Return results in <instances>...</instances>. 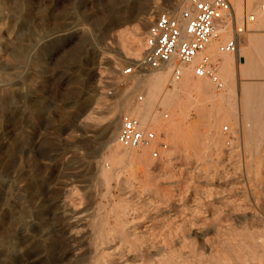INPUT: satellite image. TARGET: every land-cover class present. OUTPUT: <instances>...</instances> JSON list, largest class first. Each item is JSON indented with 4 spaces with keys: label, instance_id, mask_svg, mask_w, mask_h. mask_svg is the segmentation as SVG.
<instances>
[{
    "label": "rangeland",
    "instance_id": "rangeland-1",
    "mask_svg": "<svg viewBox=\"0 0 264 264\" xmlns=\"http://www.w3.org/2000/svg\"><path fill=\"white\" fill-rule=\"evenodd\" d=\"M154 2L162 6L154 19L168 10L167 0H25L19 4L16 42L20 60L15 92L9 100L10 113L0 119V239L7 251L4 262L18 264L14 246L20 213L25 211L28 225L40 223L32 199L37 192L46 195L49 187L50 192L66 198L85 214L87 221L79 229L92 232L104 215L105 228L113 232L115 219L111 211L136 189L141 197L130 204L140 207L135 211L137 217L148 213V218L143 217L138 225H147L150 237L176 248L182 233L188 236L193 228L223 222L229 213L264 212V0H255L248 10L256 14L250 29L260 33L258 47L248 50L241 45L243 61L235 64L232 74L220 75L223 89H217L209 79L211 86L206 95L182 93V103L173 112L158 102L174 83L171 69L164 87L150 100L152 113L156 105L169 113V118H158V123L165 127L177 122L186 127L198 125L199 134L205 133L209 124L198 108H212L218 93L225 95L224 108L231 106L235 115L228 119L225 111L217 114L218 124L212 129L222 141L218 145L204 141L201 156L176 146L170 135H166L170 147L159 159L152 158L148 149H141L148 153L151 170L176 194L177 216L170 217L166 207L155 214L157 210L147 211L142 206L148 197L141 187L145 162L115 163L109 158V149L116 146L120 117L127 108L117 110L112 138L104 135L107 111L123 97L127 87L147 73L122 76L121 71L136 60L124 54L128 45L114 41L115 16L124 3L137 6ZM175 2V11H179L182 0ZM231 2L242 19L245 10L238 12L237 5ZM151 23L141 33V58L144 34ZM79 27L87 28L88 39L73 60L64 61L62 47H71ZM193 67L194 64L186 66L183 71L188 68L198 78ZM2 72L0 67L1 84ZM159 72L162 70L151 71L148 76ZM245 92L251 93L250 118L244 108ZM140 94L144 102L148 100L147 90L140 88L131 95V102ZM186 100L190 103L185 104ZM251 128L253 132L249 133ZM119 149L124 151L121 146ZM160 161H165L175 174L171 180L170 173L155 169ZM102 169L111 171L113 178L105 181L98 172ZM132 215L135 216L128 215L129 220Z\"/></svg>",
    "mask_w": 264,
    "mask_h": 264
},
{
    "label": "bare ground",
    "instance_id": "bare-ground-1",
    "mask_svg": "<svg viewBox=\"0 0 264 264\" xmlns=\"http://www.w3.org/2000/svg\"><path fill=\"white\" fill-rule=\"evenodd\" d=\"M25 0H0V67L3 69V83H0V119L1 116L10 113L9 100L15 92L14 83L17 75V67L20 60V49L17 45L18 38V7ZM238 7V12L246 15L249 5L255 0H233ZM137 3H140L139 1ZM168 10H176L178 7L175 0H167ZM160 3L127 4L119 8L115 16L114 28L116 33L113 38L117 44L128 45L124 50L126 57H132L137 62L141 58V33L153 20V17L161 10ZM264 21V14L262 16ZM78 33L71 47L64 46V61L73 60L86 43L87 28L75 29ZM249 37L256 35L255 31L247 33ZM218 40H214L207 48L214 60L219 64V73L232 74L235 64L243 61V54L232 55L218 51ZM68 53H66L67 51ZM218 56H220L218 58ZM124 61V60H123ZM221 68V69H220ZM168 69V70H167ZM172 68L164 67L158 74L148 76L151 72L146 71L145 76L139 77L127 87L121 99L113 104L107 111L108 121L104 130L107 138H112L117 126V110L127 108L131 112L148 122L152 118L151 101L167 82V76ZM181 80L174 81L169 90L161 95L159 103L175 112L182 103V93L195 91L199 96H204L211 86L208 78H194L192 71L185 68ZM140 88L146 89L148 100L140 104L131 102V95ZM229 94V93H228ZM251 93L245 92L243 99L247 117L251 111ZM218 99L212 103V108L199 106L198 111L209 124V129L199 134L197 126L186 127L179 122L165 127L158 123L155 125L158 131L170 135L176 146L189 148L195 155L201 156V145L208 140L210 144H220L222 138L215 134L213 126L218 123V115L225 111V117L232 118L234 115L231 106L222 104L223 93L216 95ZM189 104L190 101H184ZM87 109V108H86ZM86 111V110H84ZM218 114V115H217ZM214 117V119L212 118ZM257 127L258 125L255 124ZM254 126V127H255ZM251 128L249 133L253 132ZM119 144L109 149V158L113 162H145V173L141 182L142 192L147 198L142 206L149 211L151 208L158 212L162 207L168 209L170 217L177 216L174 197L176 194L170 190L155 174L148 163L149 156L146 150L119 149ZM140 151V152H139ZM155 169L164 172L171 180L175 174L169 169L165 161L155 164ZM100 176L108 181L113 178L111 171L100 170ZM163 182V183H162ZM38 187L36 186V189ZM46 195H34L32 203L34 211L40 217V223H28L25 221V211L20 213L19 232L14 246L18 264H264V212L261 213H229L227 220L211 226L193 228L188 236L182 233L177 239V248L174 245L157 241L149 236L148 227L138 225L143 217L148 218V213L143 217H137L135 211L140 207L133 208L131 201L139 200L141 195L136 189L132 190L130 197L124 198L122 203L114 206L111 213L115 219L114 231L105 228L106 215L102 216L97 223L94 232L79 229L80 224L87 221L84 213L73 207L64 197H59L49 191ZM51 190V189H50ZM138 195V197H137ZM140 196V197H139ZM137 198V199H135ZM141 202V201H140ZM141 206V207H142ZM132 215V220L128 215ZM157 216V215H156ZM138 220L137 222H135ZM43 224H48L49 228ZM128 225V226H127ZM133 226V227H132ZM132 227V229L130 228ZM129 228V229H128ZM118 239V240H116ZM118 241L117 243H114ZM5 242L0 239V260L6 258ZM3 264H9L3 261ZM11 264V263H10Z\"/></svg>",
    "mask_w": 264,
    "mask_h": 264
},
{
    "label": "built area",
    "instance_id": "built-area-1",
    "mask_svg": "<svg viewBox=\"0 0 264 264\" xmlns=\"http://www.w3.org/2000/svg\"><path fill=\"white\" fill-rule=\"evenodd\" d=\"M255 19L256 14L248 12L239 19L231 0H182L179 11L169 9L152 20L144 34L142 58L130 63L121 74L131 77L170 66L172 81H177L183 76V68L194 64L195 76L210 79L221 90L225 84L219 64L207 48L214 40L226 37L218 51L241 55L243 37L251 31ZM143 102L144 95L140 94L134 104ZM158 118H169L161 105H156L148 122L131 112L122 113L116 142L123 149H148L152 158L159 159L170 144L165 133L156 128L154 121Z\"/></svg>",
    "mask_w": 264,
    "mask_h": 264
},
{
    "label": "crops",
    "instance_id": "crops-1",
    "mask_svg": "<svg viewBox=\"0 0 264 264\" xmlns=\"http://www.w3.org/2000/svg\"><path fill=\"white\" fill-rule=\"evenodd\" d=\"M260 33H257L256 32V35H252L251 37H243V41H242V44L245 45V47L248 49V50H253L255 49L256 47H258V43H257V38L259 36Z\"/></svg>",
    "mask_w": 264,
    "mask_h": 264
}]
</instances>
